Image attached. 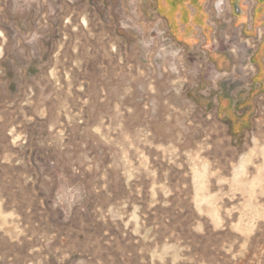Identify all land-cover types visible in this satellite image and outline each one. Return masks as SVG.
Here are the masks:
<instances>
[{
  "label": "rangeland",
  "instance_id": "374dc122",
  "mask_svg": "<svg viewBox=\"0 0 264 264\" xmlns=\"http://www.w3.org/2000/svg\"><path fill=\"white\" fill-rule=\"evenodd\" d=\"M225 14L188 48L154 0H0V264H264V96Z\"/></svg>",
  "mask_w": 264,
  "mask_h": 264
},
{
  "label": "crops",
  "instance_id": "0c3cea01",
  "mask_svg": "<svg viewBox=\"0 0 264 264\" xmlns=\"http://www.w3.org/2000/svg\"><path fill=\"white\" fill-rule=\"evenodd\" d=\"M172 37L185 47H208L213 25L223 26L226 12L234 29L252 41L253 89L264 96V0H154ZM217 54V53H216ZM221 56V55H216Z\"/></svg>",
  "mask_w": 264,
  "mask_h": 264
}]
</instances>
